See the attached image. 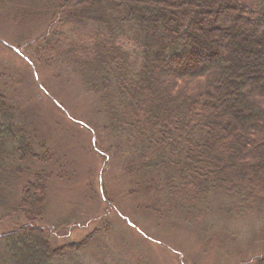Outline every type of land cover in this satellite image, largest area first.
<instances>
[{"label": "trees", "instance_id": "1", "mask_svg": "<svg viewBox=\"0 0 264 264\" xmlns=\"http://www.w3.org/2000/svg\"><path fill=\"white\" fill-rule=\"evenodd\" d=\"M1 9L20 21L52 13L59 28L71 27L72 37L47 32L45 63L71 69L106 112L105 135L122 159L117 191L125 185L137 209L132 220L102 183V197L133 224L106 235L122 244L111 255L117 264H165V252L177 264H264V0H0ZM78 28L92 29V38ZM2 75L0 223L12 227L0 233V264H52L56 255L70 264L65 247L49 250L46 227L36 224L48 178L60 171L36 167L49 162L50 146ZM98 213L71 214L60 225L84 227ZM258 222L247 243L245 229ZM87 241L66 248H91Z\"/></svg>", "mask_w": 264, "mask_h": 264}, {"label": "rangeland", "instance_id": "2", "mask_svg": "<svg viewBox=\"0 0 264 264\" xmlns=\"http://www.w3.org/2000/svg\"><path fill=\"white\" fill-rule=\"evenodd\" d=\"M39 17L37 19L28 17L24 22L20 21L21 18L18 17L17 12L8 9L0 10V38H5L11 45L5 46L0 43V69L3 70V81L6 82L7 79L4 78L9 76L10 83L17 90L14 91L11 87L10 96L17 100L19 98L20 110L31 111V121L37 123L36 125L42 130L41 136L50 146L52 158L49 153V162L46 164L34 162L36 167L49 174L61 172L56 173L51 179L50 174L48 178L46 212L36 224L46 227L45 237L48 240L49 250L55 249L57 254H61L60 248L65 247L64 254L70 255V264H117L118 259L112 258L111 255L114 251H120L123 248L122 244L117 241L108 242L106 235L111 230L121 234L124 229L130 232L129 228L133 227V224L116 212L113 205L109 206L102 197V183L108 195H110L109 191H112L116 199L112 201L116 206L129 207L126 210L122 208L125 215L133 220L137 213L134 202L125 196L126 186L117 191L120 179L123 178L119 169L122 161L120 152L115 143L106 137L107 134L105 135L107 117L98 98L86 92L79 77L74 75L71 69L58 64L45 63L48 46H52V42L45 41L50 36H47V32L52 34L58 29L63 35L65 33L72 37L71 27L63 25L59 28L61 23L53 21L52 13ZM92 31L90 28H78V33H82L84 38L88 35L87 41L92 38ZM119 39L126 43L130 50L141 49L133 38L130 42L127 38L128 41L125 42L126 38L120 35ZM45 90L52 98L46 95ZM108 159H111L110 164L107 165L108 168L106 166L107 169H104V163ZM103 169L106 171L101 180ZM121 183H124L122 179ZM90 189L95 190L101 203L95 192ZM95 210L102 212L99 215L100 220L93 221L90 225L84 227L79 225L74 230H70V225L64 227L60 225L71 214L80 220H86ZM102 214L107 215L106 219ZM5 219L7 218L2 216L1 222ZM17 219L20 224L24 223L22 217ZM215 220L219 222V228L226 224L228 228L224 218ZM75 221L74 219L73 223ZM259 226L258 222L253 225V229L250 227L245 229L248 231L247 243L253 241L252 232L257 231ZM11 227L12 224L1 225L0 223V233ZM250 230L252 232H249ZM152 231L151 226L149 232ZM137 232H139L138 229ZM84 237L88 239L86 245H90L91 248L83 247L80 251L66 248L68 241L78 243L77 241ZM120 239L125 245L122 235ZM162 254L165 264H177L175 255L170 252ZM57 257L58 255L52 257L54 259L52 264H66V257L62 261L58 260L61 255Z\"/></svg>", "mask_w": 264, "mask_h": 264}]
</instances>
